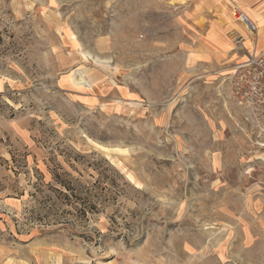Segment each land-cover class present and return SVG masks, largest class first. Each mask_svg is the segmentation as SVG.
I'll return each mask as SVG.
<instances>
[{
    "label": "rangeland",
    "instance_id": "374dc122",
    "mask_svg": "<svg viewBox=\"0 0 264 264\" xmlns=\"http://www.w3.org/2000/svg\"><path fill=\"white\" fill-rule=\"evenodd\" d=\"M240 24L209 0H0V264H264Z\"/></svg>",
    "mask_w": 264,
    "mask_h": 264
},
{
    "label": "built area",
    "instance_id": "2783aa9c",
    "mask_svg": "<svg viewBox=\"0 0 264 264\" xmlns=\"http://www.w3.org/2000/svg\"><path fill=\"white\" fill-rule=\"evenodd\" d=\"M233 14L250 32H257L255 24L239 7L235 6ZM236 44L238 50L245 49L242 36L236 37ZM232 94L239 105L264 115V56L248 55L238 65L232 78Z\"/></svg>",
    "mask_w": 264,
    "mask_h": 264
},
{
    "label": "crops",
    "instance_id": "0c3cea01",
    "mask_svg": "<svg viewBox=\"0 0 264 264\" xmlns=\"http://www.w3.org/2000/svg\"><path fill=\"white\" fill-rule=\"evenodd\" d=\"M210 3L222 9L225 14L232 11L235 6L239 7L248 18L255 24L256 33L250 32L247 27L240 24L238 29L243 36L245 49L242 60L248 55L264 56V0H209Z\"/></svg>",
    "mask_w": 264,
    "mask_h": 264
},
{
    "label": "trees",
    "instance_id": "16d2710c",
    "mask_svg": "<svg viewBox=\"0 0 264 264\" xmlns=\"http://www.w3.org/2000/svg\"><path fill=\"white\" fill-rule=\"evenodd\" d=\"M65 187H67V189H71L70 186H68L67 184H65Z\"/></svg>",
    "mask_w": 264,
    "mask_h": 264
}]
</instances>
